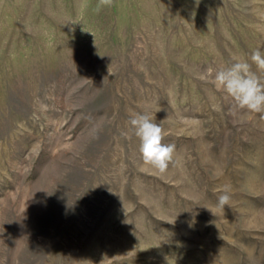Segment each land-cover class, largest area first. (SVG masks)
Returning <instances> with one entry per match:
<instances>
[{
	"label": "rangeland",
	"instance_id": "rangeland-1",
	"mask_svg": "<svg viewBox=\"0 0 264 264\" xmlns=\"http://www.w3.org/2000/svg\"><path fill=\"white\" fill-rule=\"evenodd\" d=\"M97 5L0 0V264H264V113L203 78L264 51V0Z\"/></svg>",
	"mask_w": 264,
	"mask_h": 264
},
{
	"label": "clouds",
	"instance_id": "clouds-1",
	"mask_svg": "<svg viewBox=\"0 0 264 264\" xmlns=\"http://www.w3.org/2000/svg\"><path fill=\"white\" fill-rule=\"evenodd\" d=\"M112 4L113 0H98L97 10ZM258 73L264 74V51L259 48L254 49L248 58L233 57L230 64L219 69L209 68L203 78H210L215 89L224 94L228 101V114L235 116L239 112L264 113V79ZM129 125L140 142L142 163L164 174L173 161L175 144L162 143L165 133L155 122L154 115L134 113ZM230 201V189L225 186L219 190L216 207L223 212L225 206H230Z\"/></svg>",
	"mask_w": 264,
	"mask_h": 264
}]
</instances>
